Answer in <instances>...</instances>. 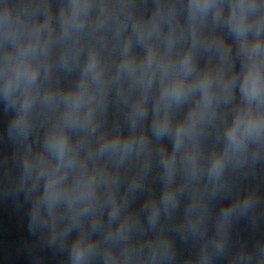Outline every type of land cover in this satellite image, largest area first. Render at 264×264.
Returning a JSON list of instances; mask_svg holds the SVG:
<instances>
[{
	"label": "clouds",
	"instance_id": "1",
	"mask_svg": "<svg viewBox=\"0 0 264 264\" xmlns=\"http://www.w3.org/2000/svg\"><path fill=\"white\" fill-rule=\"evenodd\" d=\"M255 84H256V81H255V78L253 79V88H255Z\"/></svg>",
	"mask_w": 264,
	"mask_h": 264
}]
</instances>
